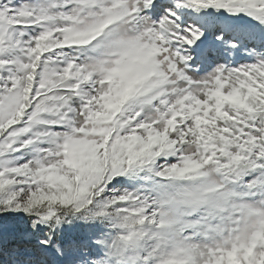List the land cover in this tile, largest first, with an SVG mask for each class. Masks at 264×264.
I'll return each mask as SVG.
<instances>
[{"label":"snow or ice","instance_id":"obj_1","mask_svg":"<svg viewBox=\"0 0 264 264\" xmlns=\"http://www.w3.org/2000/svg\"><path fill=\"white\" fill-rule=\"evenodd\" d=\"M0 264H264V0H0Z\"/></svg>","mask_w":264,"mask_h":264}]
</instances>
